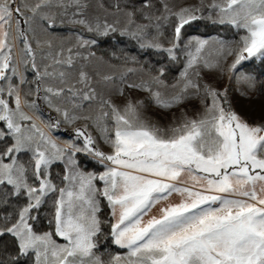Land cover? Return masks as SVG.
Here are the masks:
<instances>
[{
    "label": "snow or ice",
    "instance_id": "obj_1",
    "mask_svg": "<svg viewBox=\"0 0 264 264\" xmlns=\"http://www.w3.org/2000/svg\"><path fill=\"white\" fill-rule=\"evenodd\" d=\"M160 3L162 11L153 16V0H141L148 24L121 35L173 62L184 54L171 95L160 91L168 87L163 69L126 85L147 91L163 109L199 101L166 128L141 115V101L121 106L99 95L83 69L73 80L71 48L66 60L60 49L45 57L51 64L37 63L28 31L38 17L55 27L46 11L52 0H0V264H264V116L250 120L226 88L203 78L204 70L234 75L244 61H264V0H211L206 18L239 35L234 44L216 41L212 51L208 40H183L185 26L205 18L204 0L179 9ZM58 6L75 7L71 23L88 32L117 31L107 21L75 18L83 15L81 0H58ZM125 15L132 25L134 13ZM94 43L78 41L81 47ZM41 102L57 118L45 121ZM62 124L72 135L61 142L51 133ZM92 163L103 170L85 167ZM103 202L110 218L102 221ZM105 223L126 256L106 262L97 255Z\"/></svg>",
    "mask_w": 264,
    "mask_h": 264
},
{
    "label": "rangeland",
    "instance_id": "obj_2",
    "mask_svg": "<svg viewBox=\"0 0 264 264\" xmlns=\"http://www.w3.org/2000/svg\"><path fill=\"white\" fill-rule=\"evenodd\" d=\"M28 2L33 3L34 0H28ZM67 2L68 0H64V3ZM167 2L170 5L174 6L176 9H179L183 6L199 5L201 3V0H167ZM210 2L211 0H204L205 7L202 10L201 14L205 18L200 20H206L213 23L211 20L206 18L210 14V9H208L206 5ZM17 3H19V0H17ZM81 3L82 5H84L80 9L83 15L75 18H86L88 20L93 21L94 23L98 20L102 25L105 21H107L109 24L116 25L117 31H110L106 36L118 34L121 37L132 38L129 35H121V31L125 30V28L134 30L135 25H143L136 22L133 17L132 19L134 23L132 25H129L128 17L125 15V13L130 12L129 10L109 9L104 6L102 0H81ZM46 11L54 19L55 27L48 28L47 22L38 17L35 21L32 22L31 29L28 31V38L32 42V47L36 52L37 63L41 65V67L44 64L52 63L50 59H45L49 52L55 54L56 52L60 51V49H63L64 54L63 57H60V59L66 60L69 55L67 50L71 48L73 50L72 56L74 64V67L71 70V77L73 80L78 78L79 71L83 69V71H85L90 78L91 87L95 88L96 92L99 95L110 97L114 103L121 106L127 99H131L133 101H141V115L146 120L162 128L169 127L173 123L181 119L183 111L186 110L189 114H191L194 109L199 107L198 100L185 101L183 104L174 106L170 109H163L155 106L152 103L151 97L149 96V93L147 91L131 89L126 87V85L130 83H140L142 80H148L151 76L156 75L150 74L142 67L115 65L98 55L94 50V47L98 43L96 38L106 36L100 35L97 32H88L83 26L71 23L72 19L74 18L73 13L76 11L75 7H69L65 9L58 6V0H52V7L47 9ZM26 14L31 15V13ZM55 28H63L65 30H70H67L66 35H58L52 31V29ZM148 31L153 35L155 34L154 30L151 28L148 29ZM81 38L84 40H95L96 43L81 47L78 45V41ZM194 39L208 40L209 45L206 46L207 51H212L213 49L219 47V45L215 43L216 41L222 40L225 42H233L232 39H225L216 36H191L185 41ZM36 40L41 41L40 47H37ZM46 41H51V48H49L48 44L45 43ZM134 41L138 43L136 39H134ZM20 47H22V45L17 42L16 53L18 60ZM77 52L79 53V55H76ZM84 57H87V59H84ZM182 57L184 58L183 53ZM231 61L232 58L230 57L229 63H231ZM258 61L261 60L257 58H252L248 61L242 62V66H238L239 71H237L234 75L227 74L221 76L218 72H209L208 70L203 71L204 80L209 81L222 89L226 88L228 91V97L231 100L233 106L236 108V110L241 112L250 120L256 121L260 120L261 117L264 116V78L262 80V89L259 91L254 76L249 74L246 69L248 68V64ZM57 68L58 70H67L66 68L61 66H57ZM130 69L131 71H129ZM21 70H23V66L21 67ZM27 75L29 79H32L31 71H29ZM243 76L249 77V79H242L241 77ZM164 83L168 85V87L161 88L160 91L165 96H169L173 92L171 86L175 83L168 84L165 81ZM119 89H123V96L120 95L118 91ZM68 106L69 108L71 107L70 104ZM92 107L94 108L95 105H92ZM87 108L88 106L87 104H85V110H87ZM41 111L44 114L45 121L47 120V117L49 115L51 117L53 116L52 118L54 119L57 118V113L44 106L42 102ZM37 123L41 124V127L44 126L39 120H37ZM83 123L84 121H78L76 126H80ZM51 134L54 138H57L59 141L62 142L68 139L70 135H72V128L68 125L62 124L61 129L59 131H54ZM93 134L95 135L96 133L93 131ZM102 147L105 151L109 150L105 145H102ZM120 254V252H117L114 255ZM97 255L101 256V254L98 252Z\"/></svg>",
    "mask_w": 264,
    "mask_h": 264
},
{
    "label": "trees",
    "instance_id": "obj_3",
    "mask_svg": "<svg viewBox=\"0 0 264 264\" xmlns=\"http://www.w3.org/2000/svg\"><path fill=\"white\" fill-rule=\"evenodd\" d=\"M105 7L109 9H126L134 13L133 19L140 24H148V21L144 19V15L141 11V0H102ZM154 7L151 10V15H158V9L162 11L160 0H153ZM118 6V7H117ZM67 30L63 28H55L52 31L58 35H66ZM171 28L165 31V36L170 37ZM183 40L185 41L191 36L199 37H211L216 36L225 39H232L233 43L239 40V35L236 31L228 25L213 24L206 20H196L186 25L182 30ZM98 43L94 47L95 52L103 59L115 64V65H128L134 67H142L152 75H159L160 70L163 69L164 73L161 79L168 84H173L179 79V73L182 69L184 58L180 53V59L178 61H171L168 59L167 54L152 49H142L139 44L132 38L121 37L118 34L109 35L106 37L96 38ZM246 71L254 76L257 88L260 91L262 89V80L264 78V61L252 62L248 64ZM53 117V116H52ZM85 167L88 170L102 171V167L92 163L86 164ZM55 169L54 171H58ZM46 215V213H42ZM101 220H108L110 218L109 209L106 206V202L102 203ZM104 231L99 237V244L97 252L101 254L102 259L106 262L115 253H122L118 250L114 243L111 241L110 228L108 224L102 225ZM8 238H5L7 243Z\"/></svg>",
    "mask_w": 264,
    "mask_h": 264
},
{
    "label": "crops",
    "instance_id": "obj_4",
    "mask_svg": "<svg viewBox=\"0 0 264 264\" xmlns=\"http://www.w3.org/2000/svg\"><path fill=\"white\" fill-rule=\"evenodd\" d=\"M116 246V248H118V250H121V256H126L127 255V250L126 249H121L118 245H115Z\"/></svg>",
    "mask_w": 264,
    "mask_h": 264
}]
</instances>
